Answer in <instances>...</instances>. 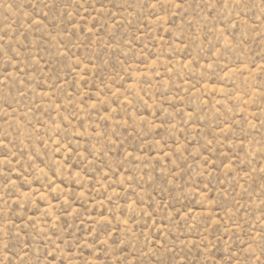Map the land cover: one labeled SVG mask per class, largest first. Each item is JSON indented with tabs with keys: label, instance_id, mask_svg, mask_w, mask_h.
Instances as JSON below:
<instances>
[{
	"label": "rangeland",
	"instance_id": "rangeland-1",
	"mask_svg": "<svg viewBox=\"0 0 264 264\" xmlns=\"http://www.w3.org/2000/svg\"><path fill=\"white\" fill-rule=\"evenodd\" d=\"M0 264H264V0H0Z\"/></svg>",
	"mask_w": 264,
	"mask_h": 264
}]
</instances>
